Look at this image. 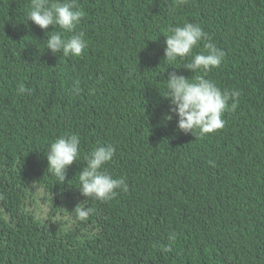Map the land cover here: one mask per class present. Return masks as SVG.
<instances>
[{
  "label": "trees",
  "instance_id": "trees-1",
  "mask_svg": "<svg viewBox=\"0 0 264 264\" xmlns=\"http://www.w3.org/2000/svg\"><path fill=\"white\" fill-rule=\"evenodd\" d=\"M79 4L88 47L64 57L46 50L53 26L27 21L31 0H0V264H264V0ZM185 23L225 53L206 78L240 93L225 126L197 137L178 130L162 95L169 73L203 74L164 60V34ZM73 133L80 160L60 183L46 148ZM108 144L104 167L128 191L87 199L83 158ZM80 203L93 209L86 221Z\"/></svg>",
  "mask_w": 264,
  "mask_h": 264
},
{
  "label": "clouds",
  "instance_id": "clouds-1",
  "mask_svg": "<svg viewBox=\"0 0 264 264\" xmlns=\"http://www.w3.org/2000/svg\"><path fill=\"white\" fill-rule=\"evenodd\" d=\"M184 3L185 0H179ZM85 12L80 7L79 0H31V8L27 12V21L30 20L41 29L52 31L46 33V50L53 54L62 53L64 57H80L88 47L83 32H76V26L84 18ZM59 29V30H57ZM51 32V35H47ZM64 33H71L65 38ZM164 60L175 66V62L187 59L182 66L193 73L202 72L192 78L169 73L166 80L167 91L162 94L170 98L171 112L178 115L177 128L184 133H192L203 136L216 132L225 126L223 116L228 110L235 111L239 104V91L232 89H220L212 80L206 78L212 68H218L225 56L222 49L211 42L208 33L199 24L185 23L168 30ZM45 40V39H44ZM201 41L204 51L194 52ZM190 58V59H189ZM25 85L18 86L20 95L29 92ZM82 89L77 80L72 93L79 95ZM166 120H171V114H165ZM196 130H199L198 133ZM81 140L77 134H64L56 137L46 148L48 160L47 172L64 183L68 168L77 160H80ZM116 153V147L112 144L98 146L83 158L86 166L78 172L79 190L87 199L89 197L107 201L114 198L117 189L128 191L126 178L113 176L104 167L112 160ZM93 211L90 207L78 204L73 212L80 221H86ZM170 243L163 246L162 250L167 253L172 250L171 244L176 240V233H170ZM155 247V245H154Z\"/></svg>",
  "mask_w": 264,
  "mask_h": 264
}]
</instances>
